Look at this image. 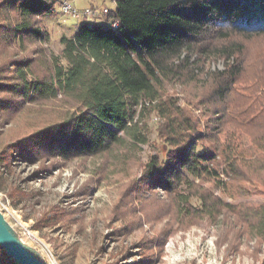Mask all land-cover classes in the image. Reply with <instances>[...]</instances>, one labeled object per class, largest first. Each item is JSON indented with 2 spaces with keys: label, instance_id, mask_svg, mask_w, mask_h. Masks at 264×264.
<instances>
[{
  "label": "trees",
  "instance_id": "trees-1",
  "mask_svg": "<svg viewBox=\"0 0 264 264\" xmlns=\"http://www.w3.org/2000/svg\"><path fill=\"white\" fill-rule=\"evenodd\" d=\"M61 4L0 0V127L34 115L13 128L0 165L95 157L125 137L146 142L136 117L153 110L160 142L128 193L185 186L183 218L222 214L231 243L264 242V203L224 204L190 179L233 197L251 194L245 183L264 186V0H116L104 17L111 27L81 22L56 55L42 21ZM218 61L223 70L207 68ZM171 84H182L202 115L168 96Z\"/></svg>",
  "mask_w": 264,
  "mask_h": 264
},
{
  "label": "rangeland",
  "instance_id": "rangeland-1",
  "mask_svg": "<svg viewBox=\"0 0 264 264\" xmlns=\"http://www.w3.org/2000/svg\"><path fill=\"white\" fill-rule=\"evenodd\" d=\"M74 8L115 11L116 4L114 0H76ZM83 21L112 26L104 16L74 18L58 7L42 21L52 35L46 45L50 52L59 55L62 35L72 37ZM208 67L223 70L224 64L218 61ZM167 92L202 115L204 107L189 106L182 84H171ZM52 108L57 114L66 110L59 104ZM33 116L26 114L0 127V150L13 128ZM136 120L145 126L146 142L125 137L122 146L95 157L35 164L16 158L11 167L0 165V209L22 241L47 264H264V242L242 236L236 245L231 243L222 235L226 229L222 214L213 221L183 218L185 204L179 194L185 186L172 193L162 189L128 193L133 183L139 185L160 142L157 129L162 119L155 111H138ZM190 179L224 204L264 203V186L256 182L245 183L251 194L233 197L218 183ZM192 203L199 205L195 199ZM12 261L0 251V264Z\"/></svg>",
  "mask_w": 264,
  "mask_h": 264
},
{
  "label": "water",
  "instance_id": "water-1",
  "mask_svg": "<svg viewBox=\"0 0 264 264\" xmlns=\"http://www.w3.org/2000/svg\"><path fill=\"white\" fill-rule=\"evenodd\" d=\"M0 247L15 264H47L43 256L28 243L23 242L15 228L0 209Z\"/></svg>",
  "mask_w": 264,
  "mask_h": 264
},
{
  "label": "built area",
  "instance_id": "built-area-1",
  "mask_svg": "<svg viewBox=\"0 0 264 264\" xmlns=\"http://www.w3.org/2000/svg\"><path fill=\"white\" fill-rule=\"evenodd\" d=\"M116 0H114L115 2ZM76 0H62L61 8L64 13L73 16L74 18H98L100 16L108 15L112 10L109 8H105L103 11H100L98 8H90L84 11H80L77 8H74ZM113 27L116 29L118 27V23L113 24Z\"/></svg>",
  "mask_w": 264,
  "mask_h": 264
}]
</instances>
